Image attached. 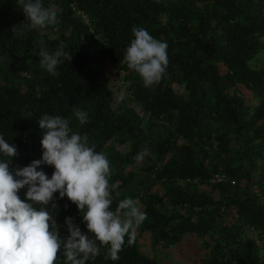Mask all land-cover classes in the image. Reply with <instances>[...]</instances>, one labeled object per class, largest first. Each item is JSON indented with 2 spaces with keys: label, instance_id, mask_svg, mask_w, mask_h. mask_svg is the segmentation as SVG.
<instances>
[{
  "label": "trees",
  "instance_id": "1",
  "mask_svg": "<svg viewBox=\"0 0 264 264\" xmlns=\"http://www.w3.org/2000/svg\"><path fill=\"white\" fill-rule=\"evenodd\" d=\"M43 2L57 11V23L30 29L15 0H0V58L8 57L10 66L0 67V132L18 149L10 167L41 158L42 115L63 116L108 156L111 182L119 183L116 202L130 196L144 203L147 219L142 230L154 241L171 246L190 234L201 240L203 255L196 264H262L257 241L264 238V192L254 189L220 199L180 185L167 186L164 194L152 188L134 192L137 174L128 167L148 147L150 155L140 168L158 183L196 181L222 188L224 182L212 181L218 175L228 182L245 175L254 183L258 161L264 163V101L252 106L244 92H264V13L247 11L240 0ZM133 27H143L168 43L166 73L151 88L142 79L126 78L138 74L124 62ZM90 33L96 35L94 47L86 42ZM41 40L49 50L63 42L72 60H63L53 73L42 69ZM113 72L125 76L137 107L117 104L110 87ZM77 109L88 112L86 124H79ZM151 121L168 128L161 140L151 136ZM223 122L232 124L231 133L211 130ZM244 133L251 141L242 147ZM211 152L216 158H208ZM231 153L235 158L230 162L226 155ZM42 167L49 175L54 171ZM25 191H20L22 198ZM56 204L62 234L67 235L63 222L69 215L88 231L67 197ZM165 205L176 211L164 212L160 206ZM189 209L206 215L210 225L188 217ZM213 224H219L218 229ZM89 264L162 263L143 254L135 240L125 244L116 261L101 246Z\"/></svg>",
  "mask_w": 264,
  "mask_h": 264
},
{
  "label": "clouds",
  "instance_id": "2",
  "mask_svg": "<svg viewBox=\"0 0 264 264\" xmlns=\"http://www.w3.org/2000/svg\"><path fill=\"white\" fill-rule=\"evenodd\" d=\"M15 4L24 12L30 29L57 23V11L45 7L43 0H15ZM132 33L124 62L151 88L166 73L168 43L143 27H133ZM40 45L39 63L49 73L63 60L73 58L63 42L55 50H49L43 40ZM75 117L84 125L89 114L77 109ZM38 123L42 156L24 166L10 167L18 149L0 132V264H60L61 255L63 264H89L101 246L107 247L108 258L118 260L125 244L135 243L147 213L130 196L116 202L119 183L111 182L108 156L97 151L87 134L74 131L69 119L45 113ZM149 155L150 149L145 147L137 158ZM43 165L53 167L51 175ZM22 189H26L23 198ZM65 197L77 206L87 232L69 215L63 222L67 235L62 234L54 209L56 201Z\"/></svg>",
  "mask_w": 264,
  "mask_h": 264
},
{
  "label": "rangeland",
  "instance_id": "3",
  "mask_svg": "<svg viewBox=\"0 0 264 264\" xmlns=\"http://www.w3.org/2000/svg\"><path fill=\"white\" fill-rule=\"evenodd\" d=\"M242 6L250 12L256 13H264V1L260 0H240ZM96 35L94 33H90L86 35V42L94 47L95 45ZM261 58H264V52L261 54ZM260 63V61H259ZM0 67L10 68L8 57L0 58ZM127 80L134 79H142L139 74H130L127 77ZM125 76L120 75L116 76L113 72L110 75V87L114 91L115 101L120 106H128V105H137L134 103V98L131 93H129L126 89V83L124 82ZM228 89L229 84L225 83ZM233 91V88L230 92ZM244 94L247 97L248 104L252 106H256L259 103L264 101V92L255 93L252 91H246ZM149 131L151 136L155 140H161L165 133L169 132L167 127L161 125V123L151 121L149 123ZM213 132L217 130L224 131L227 133H231L233 130V126L231 123L223 122L222 124L216 125L211 128ZM251 130V129H250ZM249 130V131H250ZM243 141V142H242ZM251 138L248 137L247 133H244L243 138L238 140V142L242 145L248 146L250 144ZM261 147H264V143L261 144ZM209 159L216 158V153L211 152L208 156ZM228 161H233L235 155L233 153L226 155ZM245 162H250V159H245ZM143 164L142 159L137 160L133 165H129L128 169L133 170L137 175L134 178L132 189L134 192L139 189H147L152 188L153 191L158 192L160 194H164L166 191V187L169 185H180L182 187L187 188L188 190H198L203 193H207L215 199H220L224 196V194H233V195H248L253 192L254 189L260 192H264V163L258 161V164L255 169V181L254 183L248 179L247 176H238L232 182H224L222 188H215L211 184L200 183L196 181H165L163 183H158L153 180L152 176L148 175L146 172L141 170V165ZM255 168V167H254ZM262 176V177H261ZM214 180V179H213ZM212 180V181H213ZM142 210L146 211V206L144 203L140 202ZM160 209L164 212H169L173 208L169 205L160 206ZM176 211V209H173ZM213 212L216 211L215 208L212 209ZM188 217L197 221L203 225H210L209 218L201 213H197L192 210H185ZM144 224V223H143ZM143 224L136 231V242L138 249L146 255L156 257L162 264H196L197 261L203 255L202 245L200 243V239L197 236H193L190 234H186L179 243L174 245H165L162 243H158L154 241L151 235L148 232L142 230ZM213 226L218 229L219 224H213ZM259 244V256L262 260V264H264V238L257 241Z\"/></svg>",
  "mask_w": 264,
  "mask_h": 264
},
{
  "label": "built area",
  "instance_id": "4",
  "mask_svg": "<svg viewBox=\"0 0 264 264\" xmlns=\"http://www.w3.org/2000/svg\"><path fill=\"white\" fill-rule=\"evenodd\" d=\"M214 182L219 181V182H226L227 177L225 175H218L214 180Z\"/></svg>",
  "mask_w": 264,
  "mask_h": 264
}]
</instances>
